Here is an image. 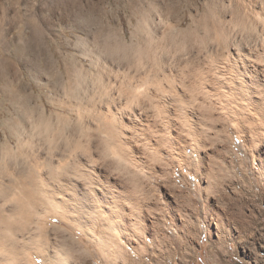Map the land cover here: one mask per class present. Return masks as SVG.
<instances>
[{
  "label": "rangeland",
  "instance_id": "374dc122",
  "mask_svg": "<svg viewBox=\"0 0 264 264\" xmlns=\"http://www.w3.org/2000/svg\"><path fill=\"white\" fill-rule=\"evenodd\" d=\"M155 1L0 0V30L4 31L0 38L1 166L23 161L24 153L30 149L46 150L53 146L65 152L73 151L75 142L70 141L69 133L73 129L78 133L88 123V114L95 113L92 105L102 88L91 75L83 76L84 71L83 74L80 71L82 77L73 74L79 67L93 73V58L67 49L63 43L69 32L66 22L74 14L83 17L85 11L89 15L97 14L102 26L104 23L113 25L117 38L126 37L136 45L129 36L140 37L141 33L148 32L149 18L156 13L151 10ZM104 35L102 30L97 41L104 40ZM21 39L23 47L17 46ZM76 45L88 47V41L77 38ZM100 51L107 50L101 47ZM103 58L99 59L100 63L106 60ZM36 64L44 73L39 78ZM74 77L77 82L71 81ZM128 82L142 84L141 87L150 92L143 93L139 103L153 115L150 117L164 126L152 125L149 131L134 128L135 137L146 142L133 147L132 152L129 149L131 155L128 156L138 154L141 161L132 165L124 158L126 163L120 169L123 175L119 178L126 188L130 185V192L123 193L130 194L129 202L136 207L128 220L136 218L133 227H144L143 235L127 237V233L120 232L117 244L121 250L105 258V248L92 236V231L67 221L65 216L66 219L49 218L42 230V240L55 232L65 242L68 264H106V260L110 262L107 264H111V260L113 264H124L126 258L125 264L135 261L139 264H264V108L230 106V100L215 84L213 88L207 87L211 89L210 94L203 100L204 106L202 103L196 106L202 109L197 110L195 113L199 116H192L191 120L190 111L187 113L190 105L188 107L183 97V100L166 99L167 102L159 97V90L168 88L166 80L160 83L142 76L140 81L127 79L115 85L128 88ZM90 96L93 97L91 106ZM80 101L89 107L83 120H78L75 109ZM120 103L124 107V101ZM40 111L47 116L59 115V123H55L57 119L50 125L36 122L34 116ZM123 122L128 125L126 120ZM99 123L91 124V129ZM91 134L97 137L94 132ZM150 135L155 141L144 140ZM87 146L82 145L84 150L80 148L79 152L87 150ZM85 153L92 156L87 167L90 164L101 166L102 163H96L99 156L95 147ZM94 230L97 233V229ZM107 232L110 234L109 230ZM140 245L145 246L141 250L146 251L137 259L135 250H139ZM112 247L110 249L114 250ZM39 248L46 256V248L42 244ZM26 253L28 257L30 253ZM12 260L14 257L7 255L4 264H15ZM17 260L33 263L24 256ZM36 264L47 263L36 258Z\"/></svg>",
  "mask_w": 264,
  "mask_h": 264
},
{
  "label": "bare ground",
  "instance_id": "6f19581e",
  "mask_svg": "<svg viewBox=\"0 0 264 264\" xmlns=\"http://www.w3.org/2000/svg\"><path fill=\"white\" fill-rule=\"evenodd\" d=\"M156 1L151 10L160 12L163 19L159 24H156L155 15L149 18L150 27L148 32L145 31L149 39L145 40L141 35L137 37L136 34L129 36L130 41H135V46L140 54H146L150 58L144 69L128 72V64L121 63L113 55L112 57L115 58L112 60L115 63H109L104 58V63L102 61L100 63L99 59L102 56L95 59L91 58V64L93 63L95 66L93 73L89 71V74V72L87 73L88 70H82L81 67L78 70H73L74 72L72 71L75 76L79 74L81 76L84 71L83 76L91 75L90 78L99 83L102 88V92L98 94V100L94 102L95 105L92 102L93 97L88 98L89 106L92 102V107H95L93 110L97 114H88L91 117H87L88 123L85 124V127L82 126L83 128L81 127L78 133L74 129L69 133L70 141L75 142L73 144L75 149L70 152L62 151L59 149L60 147L57 149L53 146H49L46 150H43L44 148L42 150L39 148L38 150L30 149L24 153L23 161L0 165V246L4 248L6 256L14 257L15 260L12 261L15 264L26 262L25 260L24 262L17 260L22 256L27 260L30 258L32 264H36V258H41L44 263L48 264L45 254L39 248L41 244H37L35 240H42V230L44 231L46 228L45 225L49 218L66 219L68 217L66 220H70L78 227H84V229L87 227L92 231V236L97 239L100 246L105 248L103 250L105 258L109 255H117L116 253L121 250H118L121 246L117 244V234L119 235L120 232L127 233V237L137 233L143 235L144 227H133L137 221L136 218L130 217L128 220V217L136 212L135 203L132 206L133 202H129L131 201L130 194L123 193L125 190L130 192L128 190L130 185L126 188L123 180L119 176H113L110 166L103 165V167V163L99 164L101 166L98 167L91 164L87 167L92 156L85 152L91 147H95L97 138L96 136L95 138L92 137V132L97 136L101 132H107L115 138L120 144L123 157L129 159L127 161L134 165L141 161L140 155L135 154V157L132 155L133 161L132 156L129 158L131 154L128 153V150L130 149L129 152H132L133 147L137 148L138 144L143 145L146 142L135 137L137 134L134 128L147 131L152 125L164 127L161 125V121L157 123L155 118L150 117L152 114H148L149 110L143 104L139 107L132 106L131 111L122 107L120 102L114 105L112 101L115 96V89L112 86L116 82L123 83L127 79L134 82L140 81L142 76L160 83L166 80L168 88L163 87L159 90V95H161L159 97L163 98L162 101L165 102H167L166 99H182L183 97L188 103V107L190 105L187 108V113L190 111L189 114H191L190 119L192 116L195 118L199 116L195 112L199 111L201 107L197 108L196 106L201 103L203 105V100L209 96L211 90L207 87L213 88L212 86L215 84L217 85L216 89L219 86L227 99L230 100H228L230 106L236 105L235 107L240 108L252 106L253 109L263 110L264 24L261 22L264 21V0H231V2L229 0H208L207 3L204 0H169L166 6L162 0ZM138 14L143 16L141 12ZM207 21H210L216 29L223 30L228 34L230 38L226 45L217 48L206 43L207 37L204 36L201 28ZM234 27L237 29L236 31H233ZM109 28L111 31L104 35V41L122 42L126 40V37L119 36L120 38H117L115 28L110 23ZM173 28L180 34L181 39L188 44L187 61L179 58L172 60L171 55L166 54V50L170 52L169 41L175 39ZM197 33L200 34L199 37H197ZM194 38L199 39L201 49L207 48L203 55H198L194 49ZM103 47L108 51L107 44ZM131 62L134 61H129V63ZM185 64L188 66L185 67ZM74 79L75 77L71 81ZM170 80L171 84L169 83ZM74 82L77 81L74 80ZM128 85L141 87L142 84L137 85L128 82ZM219 92L221 93V91ZM106 93L107 95H105ZM144 93L150 92L145 90ZM86 103L75 106L78 120H83L89 111L88 103ZM53 115L47 116L43 111H40L34 117L36 122L46 123V125L53 124L54 119H57L55 123H59V115ZM69 119L70 116L66 118L67 121ZM124 120L127 121L128 125L123 122ZM98 121L101 124H96V127L91 129L90 125ZM146 139H148L147 141H155L153 135L145 136L144 140ZM84 144L85 147L88 145V149L79 152ZM82 150L84 149L82 148ZM114 180L116 183H113ZM56 185L70 191L75 196L76 202L73 207L79 211H69L65 208L64 204L61 203L62 200L68 203L72 202L68 201L62 193L55 191ZM121 187L123 188L121 189ZM77 192L81 195H77ZM70 221L69 223H71ZM95 228L97 233L93 232ZM107 230L110 231V234ZM38 231L39 235L35 236ZM21 240L23 242L20 244ZM142 241L144 242L145 239ZM111 247L115 249L111 250ZM142 247L140 245L138 249L141 250ZM139 250H135L138 254L137 259H139L140 254L146 251L144 249V251ZM27 251L30 253L28 257H26ZM126 260L127 258L122 263L125 264ZM111 261L113 264V260ZM135 262L134 264H139V262ZM107 263L110 262L106 260Z\"/></svg>",
  "mask_w": 264,
  "mask_h": 264
},
{
  "label": "clouds",
  "instance_id": "9594fccd",
  "mask_svg": "<svg viewBox=\"0 0 264 264\" xmlns=\"http://www.w3.org/2000/svg\"><path fill=\"white\" fill-rule=\"evenodd\" d=\"M66 3H73L74 0H65ZM108 3H112V0H107ZM119 3V0H116ZM169 0H162V3L165 6L168 4ZM205 3L208 0H204ZM231 2V0H229ZM102 15V14H101ZM156 24H159L163 17L161 16L160 12H156ZM115 18V17H114ZM171 20V17H169ZM264 24V21L261 22ZM66 27L69 29L68 35L64 38L63 43L67 47L68 50L74 51L81 56H88L90 58H98V56H103L109 63H115L112 60V56H117L120 58V62L127 63L128 72H133L134 70H142L147 66V62H149L150 58L145 54L141 55L137 47L134 43H130L127 40L119 42L108 40L104 41L101 39L99 42L97 41V37L100 32L106 34L111 29L109 28L107 23H104L103 26L101 25V21L97 14H87L85 11V15L81 17L80 15L74 14L73 17L66 22ZM117 28L120 27L119 21H117ZM237 29L234 27L233 31ZM175 39L169 41L170 45V52L166 50V54L171 55L172 60H176L177 58L187 61L188 60V44L185 43L182 39L180 34L177 32L175 28L172 29ZM204 36L207 37L206 43L208 45H214L217 48L223 47L226 45L227 40L230 38L228 34H226L223 30H218L211 25L210 21L204 23L201 28ZM35 34V33H33ZM143 39L148 40L149 37L147 33L140 34ZM199 33H197V37H199ZM4 36V31L0 30V38ZM77 38H83L88 41V47L84 46H77L76 40ZM105 44H107L108 51L101 52L100 49ZM19 47L24 46V40L21 39L18 41ZM193 46L194 49L197 51L198 55H203L204 52L207 51V48L204 47L201 49V45L199 39H193ZM0 55H2V49H0ZM129 61H134L129 63ZM188 65L185 64V67ZM35 70L37 73V78L43 76L44 73L40 69L39 64L35 65ZM115 89V96L113 97L112 103L115 105L120 101H124V107L131 111L132 106L139 107V99L140 96L144 93V87H133L129 86L126 87H119L117 88L116 85L112 86ZM107 95V93L105 94ZM91 143V142H90ZM95 152L100 157L97 163H103L106 167L110 166L111 173L113 176H121L123 173L120 171L122 165L126 163L124 161V157L122 155L121 147L119 142L111 137L107 132H101L96 140H95ZM113 183H116L114 180ZM55 191L57 193H62L64 197L67 198L68 201L72 203L65 202L64 200L61 203L64 204L65 208L69 211H79V209L74 208L73 204L76 202L75 196L72 193L58 185L55 186ZM77 195H81V193L77 192ZM87 207V205H85ZM59 224V221H57ZM38 233H35V236H38ZM35 242L37 244H42L46 248V260L48 264H68L66 256V249L64 247V241H61L55 234V232L49 233V237L47 240H40L36 239ZM6 258L5 250L2 246H0V264H4ZM19 264V262H18Z\"/></svg>",
  "mask_w": 264,
  "mask_h": 264
},
{
  "label": "crops",
  "instance_id": "0c3cea01",
  "mask_svg": "<svg viewBox=\"0 0 264 264\" xmlns=\"http://www.w3.org/2000/svg\"><path fill=\"white\" fill-rule=\"evenodd\" d=\"M12 62H13V60H12ZM18 77V76H17Z\"/></svg>",
  "mask_w": 264,
  "mask_h": 264
}]
</instances>
